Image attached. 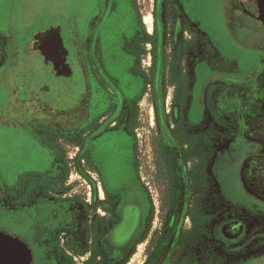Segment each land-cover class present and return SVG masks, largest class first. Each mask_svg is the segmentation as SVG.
Returning a JSON list of instances; mask_svg holds the SVG:
<instances>
[{"label": "rangeland", "instance_id": "obj_1", "mask_svg": "<svg viewBox=\"0 0 264 264\" xmlns=\"http://www.w3.org/2000/svg\"><path fill=\"white\" fill-rule=\"evenodd\" d=\"M192 1L0 0V230L18 236L33 230L37 238L29 241L44 249L40 264H264V209L243 195L238 169L245 153L237 156L235 148L252 139L264 148V90L251 52L261 54L264 40L245 46L233 24L234 39L222 42L234 43L219 55L210 52L201 64L210 66L203 69L207 76L196 78L200 39L179 12L200 20L211 36L221 29L212 30L213 15ZM46 9L67 16L52 22L70 23L87 41L77 63L87 91L79 86L70 91L73 100L52 103V112L69 117L52 124L66 131L33 126L44 120L33 89L21 103L26 96L16 88L29 63L20 60L27 33L11 30L12 21ZM33 29L30 40L38 35ZM214 65L232 73L211 75ZM220 103L233 108L229 119L217 113ZM243 121L247 139L215 142L239 132ZM55 135L63 156L44 144ZM158 150L175 163L176 190L166 211L162 200L171 184L158 182ZM215 155H232L216 186ZM234 220L241 221L240 232L223 231Z\"/></svg>", "mask_w": 264, "mask_h": 264}, {"label": "flooded vegetation", "instance_id": "obj_2", "mask_svg": "<svg viewBox=\"0 0 264 264\" xmlns=\"http://www.w3.org/2000/svg\"><path fill=\"white\" fill-rule=\"evenodd\" d=\"M197 2H202L205 6V10L207 11V13L213 15L214 22H212L211 29L216 30L217 27L221 29L220 32L212 34L219 35L220 33L223 35V37H221L220 35L219 37L223 39L213 38V35L211 36V34L208 32V27V29L202 28L203 24L200 20L195 19L193 17H190V20H188L182 14V12H179L183 17L181 19H185L187 24L192 25L193 31L196 32L198 38L200 39V43L197 44L199 47V55L196 56L194 59L195 69L193 70V75L196 76V78H203L207 76V74L205 75L203 69H209L210 66L206 65L205 67H202L201 64L205 58H208L207 60H205V62L210 61V58L207 57L210 52H216L215 54L219 55L218 52L224 50L226 43H234L222 42L227 38H230L231 40L234 39L231 33L233 24L236 25L237 34L242 39V41L240 42H244L245 46L255 45L257 44L256 42H259V39L264 40V0H219L217 2L212 0H193L192 4L196 5ZM192 10L195 11L196 9L192 8ZM53 18H57L58 20L68 19L67 16L57 17V15L52 13V9H46L44 10V12H41L39 14L23 13L20 17L16 18V20L12 21V24L14 25H12L11 30L15 31V29H17V31H26L27 34L29 33V35L25 34V39L21 40V42H23V47L22 55L20 56V60L22 62H28L29 65L26 66L25 71H23V73H20L18 79H21L22 83L16 87L17 91H19L21 95H25L26 98H23V100L21 99V97L17 98L20 100V102L22 101L21 103H24V101H28L33 97V102L35 103V105H37V112L44 116V120H39L36 124L44 126V128H47L50 131H52V128L55 131H66V129L57 128L59 126L55 125L54 123L52 124L53 120L57 121L58 123L63 122V120L65 122L69 121V117L67 115L64 114L58 116L57 114L52 112V103L56 102V100L60 97H63V99L65 100H73L74 95L72 92H74L75 89H77L79 86H81V88H84L85 86V91H87L89 83L87 81L85 70L83 66L81 67V69H79L77 66V63L81 58L80 52H82V50L84 51L85 56V42L87 41L76 37L75 33L70 29V23L65 21L62 23L59 21L52 22ZM33 28L35 29V32L33 34L36 33L38 35L32 40H30V30ZM51 30L52 32L45 36L46 33ZM10 42H17V40L15 41V39H13V41ZM29 42H32L33 44L31 43V45H29ZM218 42H220L222 45ZM60 45H63L64 49L60 48ZM257 46L259 45L257 44ZM242 48L247 52V47ZM260 50L262 52L261 54H259L257 50H252L251 52L253 54L252 57L255 59V62L259 61L260 67V69L258 68V70L256 71L255 75V78L257 79L256 84L264 90V45L260 48ZM63 58L66 59V64L71 69L69 74H67L69 76L65 75L62 71L64 68L62 65H59L61 75L58 76L55 74L54 62L61 64ZM181 61L183 62V59ZM210 71L211 75H216V73H225L227 76L232 73L229 70L219 69L216 65H214V67L211 68ZM30 89H33L34 92V96L32 97L30 94H28ZM227 93L228 92L226 91L223 94L227 95ZM221 94L222 93L220 92L218 96H220ZM82 97L83 96H81V99L83 100ZM218 101L220 100L218 97H216L215 102ZM227 102L228 101L225 100V103ZM7 103L8 101L6 102V106ZM216 111L222 118L225 119L228 118L229 114L234 113L233 108L228 109L227 107H222L221 103L220 107ZM70 117L72 118L71 115ZM232 120L233 119H230V121ZM84 121L85 119L82 116L79 120H77V122H80L81 127L84 125ZM23 122L24 121L20 122L22 123V126L24 124ZM204 124L205 122L202 120V122L200 121L199 123L197 121L196 125L200 127L204 126ZM196 125H194V127H197ZM247 132L248 131H246L245 122L243 121L240 124L239 132L230 131L229 136L221 137V139L215 138V142L230 143L234 140L240 143L242 142V140L247 139ZM256 139L257 143L262 144V142H258V138ZM254 142L256 141L252 139L248 142H242V146L239 144L235 145L236 147L234 145L233 146L236 148V152L239 153L237 156L245 153L242 162L239 165V169L237 168L238 176L243 186V195L247 200L252 202L254 206H258L259 208L264 209V148H262V145H258L257 148L253 144ZM249 147H252L253 150L249 153H246L247 150L245 151L244 148ZM170 158L171 165L174 166V159L172 157ZM213 158V184L214 186H216V176L220 175L221 177H225L227 175V170L229 166L228 159L232 158V155L229 157H227V155H221V157L215 155ZM224 192L226 194L230 192L228 187H224ZM136 199V197H133L134 202L136 201ZM241 206L244 210H247L246 205ZM226 223L227 224H224L223 226V231H225V229H234L235 232H240V220H234L233 222ZM19 228L21 230L24 229V231H27L25 229L26 226L21 225ZM0 231L6 232L7 235L10 236L13 240L20 241L26 246H28L31 251V259L29 264H40L41 257L43 255L42 252H44V249L41 248L39 241H29L30 238L32 239L33 237H36L34 234L35 232L33 230L28 228V231L26 232L25 236L15 235L10 232L9 229H2ZM17 253L20 257L25 255L23 251H17Z\"/></svg>", "mask_w": 264, "mask_h": 264}, {"label": "trees", "instance_id": "obj_3", "mask_svg": "<svg viewBox=\"0 0 264 264\" xmlns=\"http://www.w3.org/2000/svg\"><path fill=\"white\" fill-rule=\"evenodd\" d=\"M135 127L137 128V124L135 123ZM56 136V140L55 141H44V144H46L48 147H50V149L52 150V152L56 155H64L60 146H59V142L61 140V136L59 135H55ZM43 137V136H42ZM48 136H44V139L47 138ZM157 157L156 158V166H157V170H158V179L160 181L163 182V179L166 178L167 183H170L171 186L168 188V190H164V193L167 192V194L164 196V200L162 203V211H166L169 210L171 208V204L173 203V197L175 195V188L173 187V175H174V168L171 165V161L167 154L165 152H162L161 150L156 151ZM27 177H29V175H25L22 176L19 180L20 183L23 182L25 179H27ZM163 178V179H162ZM33 183L31 184L30 187H32L33 185H35V182L32 181ZM171 201V202H170Z\"/></svg>", "mask_w": 264, "mask_h": 264}, {"label": "water", "instance_id": "obj_4", "mask_svg": "<svg viewBox=\"0 0 264 264\" xmlns=\"http://www.w3.org/2000/svg\"><path fill=\"white\" fill-rule=\"evenodd\" d=\"M51 31L47 32L45 36L50 34ZM60 48L64 49L63 45H60ZM59 48V49H60ZM62 65L63 72L65 75L69 74L71 71L70 67L66 64V59L63 58L62 63L58 64L54 62V71L55 74L60 76V66ZM66 71V73H65ZM69 76V75H67ZM15 251H23L25 253L24 256H18L15 258ZM19 259V260H17ZM31 259V251L24 243L20 241L13 240L10 236L7 235L6 232L0 231V264H29Z\"/></svg>", "mask_w": 264, "mask_h": 264}, {"label": "crops", "instance_id": "obj_5", "mask_svg": "<svg viewBox=\"0 0 264 264\" xmlns=\"http://www.w3.org/2000/svg\"><path fill=\"white\" fill-rule=\"evenodd\" d=\"M20 124V123H19ZM21 125V124H20ZM16 126H18L17 124H16ZM33 126H40V125H38V124H33ZM127 133V132H126ZM128 135H129V133H127ZM40 141V140H39Z\"/></svg>", "mask_w": 264, "mask_h": 264}]
</instances>
